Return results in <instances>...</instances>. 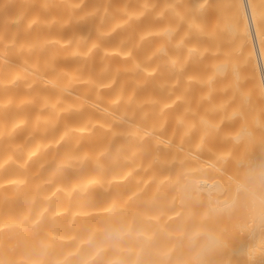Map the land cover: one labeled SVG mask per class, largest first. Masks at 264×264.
Returning <instances> with one entry per match:
<instances>
[{
    "label": "bare ground",
    "instance_id": "obj_1",
    "mask_svg": "<svg viewBox=\"0 0 264 264\" xmlns=\"http://www.w3.org/2000/svg\"><path fill=\"white\" fill-rule=\"evenodd\" d=\"M0 264H264V0H0Z\"/></svg>",
    "mask_w": 264,
    "mask_h": 264
}]
</instances>
